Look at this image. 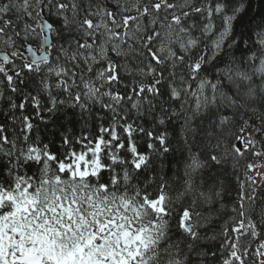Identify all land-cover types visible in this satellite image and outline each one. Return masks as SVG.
Returning <instances> with one entry per match:
<instances>
[{
  "label": "snow or ice",
  "instance_id": "6c2138e0",
  "mask_svg": "<svg viewBox=\"0 0 264 264\" xmlns=\"http://www.w3.org/2000/svg\"><path fill=\"white\" fill-rule=\"evenodd\" d=\"M0 264H264V0H0Z\"/></svg>",
  "mask_w": 264,
  "mask_h": 264
}]
</instances>
